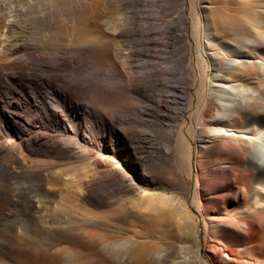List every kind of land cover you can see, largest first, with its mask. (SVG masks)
Listing matches in <instances>:
<instances>
[{
    "label": "rangeland",
    "instance_id": "1",
    "mask_svg": "<svg viewBox=\"0 0 264 264\" xmlns=\"http://www.w3.org/2000/svg\"><path fill=\"white\" fill-rule=\"evenodd\" d=\"M250 1L0 0V184L14 192L15 228L1 240L0 264H213L205 236L212 230L218 241L222 232L213 224L264 215L252 181L248 199L234 200L226 168L215 170L240 132L208 129L227 69L245 76L250 70L240 74L234 63L262 59L252 46L238 56L222 40L254 10L264 13V0L253 12ZM191 12L201 29L195 38ZM230 84L236 98L249 94ZM179 131L191 145V176ZM182 210L199 238L188 250L178 238ZM246 257L264 264V253Z\"/></svg>",
    "mask_w": 264,
    "mask_h": 264
},
{
    "label": "bare ground",
    "instance_id": "2",
    "mask_svg": "<svg viewBox=\"0 0 264 264\" xmlns=\"http://www.w3.org/2000/svg\"><path fill=\"white\" fill-rule=\"evenodd\" d=\"M21 1L23 0H19L18 3H21ZM22 4L24 3H21V5ZM248 4L251 10L252 8L256 9V7H261L260 4L257 3V1L255 2V0L252 2H248ZM255 11L257 10H254V12L253 10L251 11L253 12L252 16L247 15L249 16L247 23L237 24L236 27L238 28V30L234 31V38H224L225 35H223L224 39H220H222L224 42L227 41L229 45H232L234 49H237L238 52L236 54H238V56H241V49L246 50L249 49L250 46H252L255 50V53L257 52L261 55L262 62L260 61L259 64L254 65L249 64L250 61H247L246 63L248 64L244 65L243 62L238 59V61H236L234 65L238 66L237 69H239V73L240 69L243 70L247 68V70H250L247 75H245L246 72L245 74L243 73L245 76H243L241 73L240 76L236 75V73H234L235 70L233 71V67L231 66L227 69V77L224 78L227 83H218L219 85L216 86L219 87V90H217L218 92H216V94H213L216 102V104L214 105H217L220 110H217L216 113L212 112L213 114L211 115V117L213 118L211 119V125H208V129L212 135H226L223 132L225 130V126H228L233 130L239 131L241 134L239 136H234L238 137V141L233 148H231L230 146L225 147V150H228L230 152V157L226 158V161H217V169H215L219 172H224L222 171V168H226L225 173L227 174V176H225V179L228 187L226 192L228 196H233L234 194H236V196L238 197H233L234 200L239 198L242 201H246L249 197V194L252 192L256 197H259L258 195H260V200L264 203V26L262 25L264 23V13H261L260 11H258L260 13H257ZM189 16L191 21L190 35L195 38V35H197L199 33V30H201L199 28V20L197 19L195 14H192V12ZM210 25H212V22ZM219 25L223 26V28L225 29H227L228 26L226 21H219ZM217 32H219L220 34L221 30ZM188 53H190L189 62H192V50L190 49V52ZM196 59L202 70V73L204 74V72H206V69L203 68L204 60L200 58L199 55L196 56ZM179 61L181 62L182 59ZM182 79L180 78V80ZM8 80L13 84L22 85V83L16 79L9 78ZM232 80L237 82L238 84L240 83L242 85L248 86L249 94H245V96L236 98L237 94H234L235 86L230 84V81ZM255 82H258V86L262 87L261 91H258L256 88H254ZM8 91L14 93V91H12L11 89H9ZM200 93L197 91V100H203V97ZM1 99L2 98H0V102ZM209 99L211 100V98ZM205 103L208 105L207 102ZM206 110L209 111L208 108ZM207 111H204V113L207 114ZM0 115L5 116L1 108ZM200 120L201 119H199L198 122ZM204 120L205 119H203V121ZM207 124L209 123L206 121L200 122V125L202 126L207 127ZM199 130L201 129L199 128ZM195 133L193 132V135H195ZM176 140L178 145L179 159L182 163V166L186 168L187 175L191 176V145L189 142H187L186 136L181 131L176 134ZM5 170L9 172L8 175L15 172L12 166H5ZM247 181H252L255 184L251 192L247 188ZM13 194V190H11L8 186L0 184V220H3L5 226V229L0 231V244H3L1 240L6 236L10 237L11 235H14L13 233L15 231V228L13 226L14 221L12 219L11 211V206L14 204ZM27 199L28 198H26V200ZM29 202L32 203L31 200ZM181 215L183 225L178 231L180 249L188 250L193 242L198 243V232L196 223L192 216L186 210H182ZM210 219L211 221H216L217 218L216 216H210ZM242 224L240 222L227 219H222L221 221L213 224L214 227L216 225L222 229V232H220L221 234L218 235V241H216L215 238L213 239V237L215 236L212 235V230H209L206 233L205 240L209 243L208 248L213 251V264H246V254L253 256L258 253L260 255L264 253V215L258 219H246ZM153 254L160 259L162 257L161 251L159 250H155ZM179 263L180 262H173L172 264ZM193 264L203 263L200 258H197L194 259Z\"/></svg>",
    "mask_w": 264,
    "mask_h": 264
}]
</instances>
